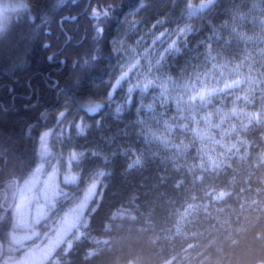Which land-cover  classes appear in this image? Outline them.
Returning <instances> with one entry per match:
<instances>
[{
	"label": "trees",
	"instance_id": "trees-1",
	"mask_svg": "<svg viewBox=\"0 0 264 264\" xmlns=\"http://www.w3.org/2000/svg\"><path fill=\"white\" fill-rule=\"evenodd\" d=\"M22 1L6 11L11 17L0 32V202L14 179L21 181L34 169L40 133L66 107L89 125L77 138L89 150L83 164L103 170L104 182L88 216V237L75 243L63 264H179L182 254L194 256V264L264 263V166L246 165L239 174L229 167L205 168L203 158L197 159L196 136L189 133V140L181 137L176 147H166L156 122L143 128L133 101L119 115L104 113L105 80L116 61L113 39L124 16L142 1L91 0L85 11L87 0ZM251 1L215 0L209 20L205 13L190 15L199 30L167 60L166 71L181 76L187 63H199L205 57L200 42L229 10L239 13ZM146 4L145 19L159 12L181 17L184 7L179 0ZM64 16L77 20L63 21L61 28ZM244 126L251 147L264 143L263 127L254 119ZM215 184L233 186L223 206L180 217L204 186ZM4 201L0 244L12 223Z\"/></svg>",
	"mask_w": 264,
	"mask_h": 264
},
{
	"label": "rangeland",
	"instance_id": "rangeland-1",
	"mask_svg": "<svg viewBox=\"0 0 264 264\" xmlns=\"http://www.w3.org/2000/svg\"><path fill=\"white\" fill-rule=\"evenodd\" d=\"M141 1L124 16L113 39L116 61L105 80V115H119L133 101L143 128L156 122L166 147H176L181 137L189 140V133L196 136L203 167H229L238 174L246 165L263 168L264 143L251 147L241 130L254 119L264 131V0L245 3L239 13L229 10L222 24L200 42L205 57L187 63L181 76L166 71L167 60L188 47L190 33L198 32L190 15L205 13L209 20L215 0H179L184 3L181 17L169 12L166 18L159 12L146 19L141 10L146 0ZM22 3L0 0V32L11 17L6 11ZM86 128L83 116L65 107L54 125L40 133L34 169L6 193L12 223L0 244V264H63L75 243L87 239L88 216L104 171L84 167L89 150L77 138ZM232 188L204 186L180 217L204 207L211 213L213 206L224 205L223 197ZM180 257L179 264H194V256Z\"/></svg>",
	"mask_w": 264,
	"mask_h": 264
},
{
	"label": "water",
	"instance_id": "water-1",
	"mask_svg": "<svg viewBox=\"0 0 264 264\" xmlns=\"http://www.w3.org/2000/svg\"><path fill=\"white\" fill-rule=\"evenodd\" d=\"M90 1H91V0H87V3H86V6H85L84 11L88 8V6H89V4H90ZM84 11H83V12H84ZM76 20H77V16H73V17H70V16H64V17H61V18L59 19L58 23H59L60 27H62V22H63V21L75 22ZM68 41H69V37L67 36V40H66V42H68ZM47 46H48V45H47ZM50 58H51V56H50ZM61 62L64 63V60H62ZM13 182H14L15 186L18 185V180H17V179H14ZM11 204H12V203H11ZM11 206H12V205H10L9 208H11Z\"/></svg>",
	"mask_w": 264,
	"mask_h": 264
},
{
	"label": "flooded vegetation",
	"instance_id": "flooded-vegetation-1",
	"mask_svg": "<svg viewBox=\"0 0 264 264\" xmlns=\"http://www.w3.org/2000/svg\"><path fill=\"white\" fill-rule=\"evenodd\" d=\"M4 199L0 202V206H1V208H4ZM262 264H264V263H262Z\"/></svg>",
	"mask_w": 264,
	"mask_h": 264
},
{
	"label": "bare ground",
	"instance_id": "bare-ground-1",
	"mask_svg": "<svg viewBox=\"0 0 264 264\" xmlns=\"http://www.w3.org/2000/svg\"><path fill=\"white\" fill-rule=\"evenodd\" d=\"M62 28V27H61ZM67 37V36H66ZM190 155V154H189Z\"/></svg>",
	"mask_w": 264,
	"mask_h": 264
}]
</instances>
